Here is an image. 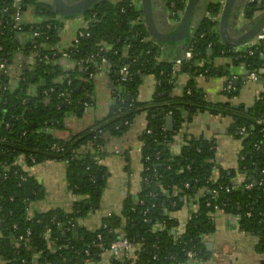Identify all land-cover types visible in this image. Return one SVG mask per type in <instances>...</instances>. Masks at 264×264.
Returning a JSON list of instances; mask_svg holds the SVG:
<instances>
[{
    "label": "trees",
    "instance_id": "trees-1",
    "mask_svg": "<svg viewBox=\"0 0 264 264\" xmlns=\"http://www.w3.org/2000/svg\"><path fill=\"white\" fill-rule=\"evenodd\" d=\"M10 2L0 0V24L4 27H0L3 33L0 35V57L6 55L7 64L19 57L24 61L31 47V44L21 42L20 34L13 29L11 22L5 23L10 13L5 14L2 10ZM176 3L177 9L182 10L181 0ZM259 5L264 7V0L247 4L246 13L253 15ZM49 9L38 0H23L22 12L30 11L41 20L36 24L25 22L21 32H29L33 27L49 37L47 45L52 47L58 42L57 29H46V25L53 23L57 28H61V25L60 21H54L57 15L51 10L48 12ZM218 9V4H212L206 10L217 16ZM80 16L92 20L88 28L91 35L81 41L77 52L71 55L72 60L78 62L89 54H95L98 44L111 46V51L101 54L108 60L109 77L113 78L121 67H127L129 77L122 82L126 93L113 94L114 102L105 118L61 141L53 135L37 133V130L42 127L63 130L67 115L82 116L88 96L93 94L94 83L81 79L87 78L93 69L89 66L84 72L77 65L73 70H64L59 66L37 62L32 70L22 67L15 89L8 88L7 78L0 76V165H11L18 156H23L31 166L30 157L34 159L33 165L48 161L68 162V188L78 198L67 212L57 208L29 214L27 205L43 197L41 187L32 177L28 178L32 193L26 197L21 179L25 174L16 166H9L6 172L0 171V261L5 264H32L35 253H41V264H84L95 261L98 257L94 256L91 246L90 257H86L84 252L98 233L102 235L104 247L119 237L134 239L140 245L136 260L125 264H181L188 251L195 252L200 260L208 258L206 247L199 237L205 238L214 232L213 209L205 206L210 194L207 192L204 197H199L198 213L187 222L182 238L173 241L167 231L152 234L151 225L143 221L144 211L152 203L156 204V208L147 216L152 221L164 219L163 209H171L160 187L167 191L176 187L178 195L171 199L175 203L174 211L183 207L184 197L192 194L190 190L204 188L210 192L219 187H233L229 193L218 191L216 200H211L212 205H217L226 215L238 217L239 230L255 235L258 239L257 251L264 255V174H261L264 171V133H259L261 127L255 123L257 117L264 116V93L252 106L234 109L228 103L208 102L195 83V79L204 71V78L216 74L212 64L216 57L227 56L233 66H244L247 70L256 69L264 63V59H260L259 53L252 57L234 53L212 31L216 22L202 16L197 21L194 36L188 38V44L183 49V52L190 50L192 58L184 62L174 76L171 72L174 61H159V47L153 46L147 39L141 41L149 35L143 22L139 21L142 18L139 6L131 0H101L92 10ZM33 41L41 42V37ZM208 49L212 50L211 56L207 54ZM183 52L179 51L178 56ZM41 53L50 55V52ZM200 62L203 63L202 68L197 67ZM179 75L187 76L188 80L181 92L176 94L174 91ZM147 76H153L156 84L151 99L141 102L137 98L138 88ZM260 80L264 86V77ZM31 90H35L34 95H31ZM223 95L231 99L234 92L224 91ZM126 96L130 97L128 101ZM67 97L69 99L65 101ZM205 112L231 119L227 133L241 143L237 172L244 182L240 186L233 182L237 174L233 170L219 169L217 179H212L216 153L214 142L184 135L187 145L182 147L180 155L172 156L170 153L173 137L185 124ZM140 115H144L146 125L138 137L143 167L139 192L135 196H125L120 215L101 219L100 223L106 225L107 230L87 231L80 228L78 219L85 218L94 210L105 186V168L98 163L105 155L102 150L104 137L122 135ZM168 117L172 119L171 131L166 130ZM240 128H245L246 133L237 135ZM256 144L258 150L254 148ZM54 145L57 150L53 149ZM145 157L149 158L147 163L144 162ZM98 172L101 173L100 182ZM185 183L189 184V190L184 189ZM249 183L252 188L245 190V184ZM150 194H155L156 198ZM166 223L170 228L176 224V220ZM27 231L28 247L25 248L23 242L21 247H14V240L20 235L25 236ZM47 231H50L57 248L54 252L48 249L44 240ZM153 255L156 256L155 260L152 259ZM110 264L121 263L110 261Z\"/></svg>",
    "mask_w": 264,
    "mask_h": 264
},
{
    "label": "crops",
    "instance_id": "crops-1",
    "mask_svg": "<svg viewBox=\"0 0 264 264\" xmlns=\"http://www.w3.org/2000/svg\"><path fill=\"white\" fill-rule=\"evenodd\" d=\"M217 0H201L195 8V15L191 24L190 31L196 30L199 17L206 15L207 7ZM155 23L160 30L165 29L167 17V5L165 0H151ZM138 5V3H137ZM28 15L30 13H27ZM32 15V14H31ZM170 23V22H169ZM170 26V25H169ZM78 26L69 27L62 33L60 46L63 49L68 48L74 37ZM179 49L173 45L163 46L160 51L162 60H172L178 58ZM213 68L216 74L195 79L196 86L201 88L205 94L206 100L212 104H230L237 109L242 106L248 108L252 106L258 96L262 93L263 82L237 81L236 90L231 99L223 95L224 86L228 76L235 69L229 57L219 56L214 58ZM237 72L240 69L236 70ZM221 72V73H220ZM188 77L179 75L176 83L175 93L179 94L187 82ZM155 79L153 76L144 77L138 88L137 98L141 102L149 101L152 97ZM123 84L119 79L111 78L104 72L97 81L94 82L92 94V103L86 107L82 116L77 117L69 114L64 119L63 130H54L53 136L61 141L67 140L71 135L79 133L93 125L97 120L107 116L108 110L113 105L114 93L122 92ZM231 123L229 116L213 115L202 113L197 115L190 123L185 124L181 131V137H175L170 146V152L173 155L180 153L182 149V139L186 135L193 138H201L216 145L215 168L212 171V179L216 180L219 169L233 170L237 173L233 178L235 183L241 176L237 172L238 155L241 150L239 140L232 138L227 133ZM146 125L144 115L138 116L133 124L120 136L104 137L105 152L104 157L99 160V164L105 168V184L109 182L112 190L111 200L106 199L101 193L98 208L91 211L83 221V227L88 230H96L100 226V221L108 211L118 212L121 208L123 199L127 194L135 196L139 190V180L142 171L140 154L137 149L140 147L139 134ZM66 166L63 162H43L30 168V176L35 183L41 187L43 197L33 203V212H47L53 209H61L65 212L70 211L73 201L69 197V188L66 177ZM111 180V181H109ZM190 209L184 203L183 207L173 214L176 221L180 224L185 223ZM231 215H226L219 211L212 215L214 232L204 238L205 243H211L212 248L208 258L193 264H261L264 261V255L257 251L258 239L255 235L240 231L237 224V217L232 221ZM0 264H5L0 261ZM89 264H110V256L103 254L95 261Z\"/></svg>",
    "mask_w": 264,
    "mask_h": 264
},
{
    "label": "built area",
    "instance_id": "built-area-1",
    "mask_svg": "<svg viewBox=\"0 0 264 264\" xmlns=\"http://www.w3.org/2000/svg\"><path fill=\"white\" fill-rule=\"evenodd\" d=\"M11 2L8 3L5 8H3L2 12L3 13H10L9 14V18L6 19L5 23L11 22L13 29L15 31H17L20 34L21 37V42L22 43H29L31 44L30 47V52L28 53V58H26L24 61H22V59L19 57L18 59H14L12 61L11 64H7L6 62V55L3 57H0V76H4L6 77V81H7V87L10 89H15L17 87V84L19 83V77H20V73H21V69L22 67H26L28 70H32L33 66L37 63V62H43L45 65H49V66H59L64 70H73L75 68V66H79L81 67V69H83V71H87L89 69V66L93 69L92 73H89L87 78L81 79L83 82H89L92 81L93 83L95 81H97V79H99V77L106 72L107 74H109L110 72V67L108 65V60L106 57H104L101 53L102 52H108L112 50L111 46L105 45L103 43L98 44V51L95 54H89L87 55L84 59H81L80 61L76 62L74 60H72L71 55L76 53L81 41L83 39H87L90 37V32L88 31V28L91 25L92 20L89 19H84L83 16H79L76 18H71V19H62L60 18L58 15L55 17L54 21H60V25L61 28H57L53 23L52 24H48L46 25V29H57V37H58V42L56 45L50 47L47 45V42L49 40V37L46 35H43L42 32H39V30L34 29L33 27L30 28L29 32H21L23 27L22 25L26 22L27 24H31V23H38V21H40L41 19H38L37 17H35L34 15H31L32 13L30 11L28 12H22L21 10V5H22V1L23 0H10ZM39 2H43L44 0H38ZM176 1L177 0H167L165 1L166 5H168L167 8V18H168V22H170L169 24L171 26H176L179 24V22L181 21L185 9H186V5L188 3L189 0H181V2L183 3V9H177L176 7ZM225 0H217L216 2H213V4H218V14L217 16H213L209 11H207L205 18H207L210 21H215L216 22V27L212 29V31L214 33H216L218 35V22L220 19V13L223 7V3ZM254 0H247V4L253 3ZM259 9L262 10V12L264 11V7L262 6H258ZM27 13H30L29 15ZM143 22V17L141 19H139V21ZM144 24V23H143ZM78 26V29L76 30L75 33V37L71 43V45L66 48L63 49L60 46V41H61V36L62 33L65 30H68L69 27H75ZM0 27L2 29H4V27L2 26V24H0ZM53 27V28H52ZM2 31H0V35H2ZM41 37V42H35L33 41L34 39H39ZM203 36L201 35V38ZM151 41L152 45L155 47H159L157 45V43L155 41H153L150 37L145 38L144 40L142 39V42H145V40ZM234 53H241L244 54L248 57H252L254 54L259 53L260 55V59H264V24L262 25V27L260 28V30L258 31V33L255 35L254 38L250 39L249 41H247L246 43L234 47L232 48ZM0 50H2L0 48ZM50 52V55H48V53H44L42 54L41 52ZM159 51H161V47H159ZM99 52V54H98ZM17 54L19 55V52H17ZM161 54V53H159ZM57 55V57L55 58V56ZM192 58V52L190 50L188 51H184V53L182 54L181 57L177 58L174 60L173 65H172V75H176V73L180 70L181 65L184 62L190 61ZM159 61H162L161 58H159ZM232 64V63H231ZM197 67L202 68L203 67V63H198ZM233 69H235V71H233L231 73L230 76H228L227 81L225 83L224 86V91L226 92H234L236 90V86H235V82H237L238 80L242 79L243 81H249V82H257L259 81L262 77H264V63H261L256 69L253 70H247L244 66H234ZM240 69L239 72H237L236 70ZM91 70V69H90ZM206 71H204L203 73H200L198 75L197 78H204V73ZM116 73L119 74L120 78L119 80L121 82H125L128 80L129 77V73H128V69L126 66L121 67L120 69H118L116 71ZM109 76V75H108ZM196 78V79H197ZM70 83V82H69ZM158 83V82H157ZM34 91L35 90H31V95H34ZM262 93H264V86H263V90ZM66 96V95H65ZM68 97L65 98V101H68ZM258 99H261L260 95L258 96ZM45 102H47L45 100ZM92 103V95L88 96V101L85 103V108L90 106ZM256 125L260 126V131L259 133H264V116H260L257 117L255 120ZM0 127H1V123H0ZM53 129L49 128V127H45V128H40L37 130V133H41V134H46V135H51L53 134ZM149 133V132H147ZM246 133V129L245 128H240L237 130L236 134L237 135H243ZM177 137H181L180 136V131L173 137L174 138ZM174 141V140H173ZM182 147H184L185 145H187V142L184 140V138L182 139ZM255 150L259 149L258 144H256L254 146ZM54 150H57L58 148L54 145L53 146ZM217 148L215 146L214 151L216 152ZM137 152L140 154L141 152V146L137 149ZM171 153V152H170ZM172 156H179V154L177 155H173L171 153ZM30 161L34 164V159H32L30 157ZM149 161L148 157H145L144 162L147 163ZM32 164V166H34ZM65 166H68V162H64ZM142 165V164H141ZM9 166H16L18 167L24 174L25 177L23 176L22 182L23 185L28 182V178H30V168L32 167L31 165H28L26 160L24 159L23 156H18L16 158L13 159V162L11 165H7V164H3L0 165V171L6 172L9 169ZM188 169V167H186ZM143 170V167H142ZM142 172V171H141ZM261 174H264V171L261 172ZM140 182L141 179L139 180V188H140ZM244 182L243 177L241 176V178H239L234 184L236 186H240L242 183ZM195 183H197V181H195ZM261 181L259 182V185H261ZM190 186L189 184L185 183L184 184V189L189 190ZM252 188V185L249 184H245L244 189L245 190H250ZM160 192L165 196V198L167 199V201L170 203L171 205V209L168 208H164L163 209V216L164 219L162 220H154L152 221L149 217H147L152 210H155L156 208V204L152 203L150 205V208H147L144 211V215L145 218L143 219V221L147 224L151 225V229L150 232L152 234H156L158 232H163V231H167L168 235L172 238L173 241H177L179 239L182 238V236L185 234V228H186V224L187 222L198 213L199 207H200V203L198 202L199 197H204V195L208 192V194H210L209 199H207L205 201V206L208 208H212L213 213L219 212V208L217 205H212L211 200H216V198L218 197V191L223 190L225 193H229L233 187H219L218 189H212L210 192L207 189H194V190H190V192L192 193L191 195L185 196L184 197V203L187 204L188 208L190 209L189 211V215L187 217V220L185 223H182L179 225V223L176 221V224L171 225L170 228H167V223L166 222H170L171 220H176L173 216V214L177 211H174V207H175V203L171 201L172 198L176 197L178 195V191L176 189V187H173V189L171 191H167L164 188L160 187ZM75 190V188H74ZM139 192V190H138ZM32 193V191H31ZM150 196L152 198H156L155 194H150ZM69 197L73 202L78 201L77 196L74 194L73 190L69 189ZM121 208H122V204H121ZM121 208L119 209L118 212H113V211H108L105 213L104 217H111L113 215H120L121 214ZM27 211L29 214H31L33 212V203H29L27 205ZM43 213V212H42ZM90 215V212L89 214ZM87 215V216H88ZM86 216V217H87ZM85 217V218H86ZM85 218H80L78 219V226L80 228H84L83 227V221ZM238 219V217H237ZM60 227V226H59ZM101 229V230H107V226L103 225L100 223V226L96 229ZM87 231H95V230H88ZM29 236V231L26 232L25 236L24 235H20L16 240H14V247L19 248L22 245L23 242V246L25 248L28 247V245H26V237ZM101 239H102V235L101 234H96L95 235V239H93L91 241V244H89L87 246V248L85 249V256L86 257H90V246L92 249H94V256L100 257L103 254H108L110 256V261H115L121 264H125L128 261H131L132 263L136 260V256L137 253L140 250V245L138 243H135L134 239H129L126 237H119L116 240H113L108 247H104L103 243H101ZM200 241L203 242L204 244V238L203 236L199 237ZM44 240L46 241L47 247L51 252H54L57 248L51 238V234L50 231H47L44 234ZM41 258V253H35L32 255V264H41L39 263V260ZM153 260L156 259V256L153 255L152 257ZM197 261H201L200 259L197 258L196 253L192 252V251H188L185 254V261L181 264H193L194 262ZM90 262L87 261L84 264H89Z\"/></svg>",
    "mask_w": 264,
    "mask_h": 264
},
{
    "label": "water",
    "instance_id": "water-1",
    "mask_svg": "<svg viewBox=\"0 0 264 264\" xmlns=\"http://www.w3.org/2000/svg\"><path fill=\"white\" fill-rule=\"evenodd\" d=\"M99 0H51L50 9L51 12L57 14L62 19H71L79 17L87 11L93 9ZM201 0H189L184 15L178 25L171 26L166 21V27L160 30L155 23L154 12L151 0H139V7L143 17L144 26L148 32L149 37L157 43L161 48L163 46H175L180 52L187 46V40L189 37L194 36V32L190 31L191 24L195 15V8ZM237 0H225L220 13V19L218 22V36L223 45L234 48L240 46L250 39L254 38L258 33L262 25L264 24V11L259 15V19L255 22L254 28L247 34L240 37H232L230 31V18L232 17V10ZM170 25V26H169ZM184 53V52H183ZM212 50L208 49L207 54L211 56ZM182 56V53H181ZM181 56H178L181 57ZM114 78L119 79L118 73L114 75ZM237 86V82L234 83ZM125 88H122L120 94L125 95ZM126 101L129 100V96H126ZM166 130H172V119L168 117L166 119ZM101 173H97L98 182H100ZM24 193L26 197L31 196V182L28 181L24 184ZM98 205L94 206L97 209ZM231 220L235 219L234 215L230 216ZM206 251L210 252L212 248L211 243H205ZM206 258V257H205Z\"/></svg>",
    "mask_w": 264,
    "mask_h": 264
},
{
    "label": "flooded vegetation",
    "instance_id": "flooded-vegetation-1",
    "mask_svg": "<svg viewBox=\"0 0 264 264\" xmlns=\"http://www.w3.org/2000/svg\"><path fill=\"white\" fill-rule=\"evenodd\" d=\"M131 1L133 2V4L138 3L139 6V0H131ZM41 3H44L50 8L51 0H44ZM246 5H247V0H237L232 10V17L230 18V22H229L232 37H240L241 35L247 34L249 31H251V29L254 28V24H256L255 22L259 19V15L261 14L262 10L259 9V7H257L256 12L250 16L246 13L245 10Z\"/></svg>",
    "mask_w": 264,
    "mask_h": 264
},
{
    "label": "rangeland",
    "instance_id": "rangeland-1",
    "mask_svg": "<svg viewBox=\"0 0 264 264\" xmlns=\"http://www.w3.org/2000/svg\"><path fill=\"white\" fill-rule=\"evenodd\" d=\"M165 19L167 20V17ZM109 181H111V180H109ZM112 195H113L112 194V190L110 189V184L108 182L107 184H105V186L103 188V194H102V196L105 197L106 199L112 201V199L114 198ZM37 201L38 200L34 201V204H36Z\"/></svg>",
    "mask_w": 264,
    "mask_h": 264
}]
</instances>
